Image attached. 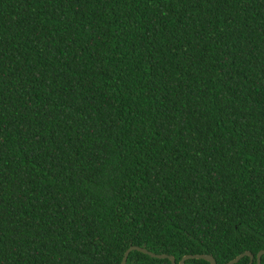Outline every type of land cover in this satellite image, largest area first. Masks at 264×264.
I'll return each mask as SVG.
<instances>
[{"label":"trees","instance_id":"obj_1","mask_svg":"<svg viewBox=\"0 0 264 264\" xmlns=\"http://www.w3.org/2000/svg\"><path fill=\"white\" fill-rule=\"evenodd\" d=\"M132 246L264 251V0H0V264Z\"/></svg>","mask_w":264,"mask_h":264},{"label":"water","instance_id":"obj_2","mask_svg":"<svg viewBox=\"0 0 264 264\" xmlns=\"http://www.w3.org/2000/svg\"><path fill=\"white\" fill-rule=\"evenodd\" d=\"M133 251H138V252H141L143 254L149 255L151 257L157 258V259H163V260L164 259H169L172 264H177L175 258L172 257V256H168V255H156L154 253H151V252L147 251L146 249L139 248V247H136V246H132L130 249H128V251L126 252V254H125L124 258H123L122 264H127L128 257L130 255V253L133 252ZM246 257H249L250 258L251 264H255L256 258H258V263L259 264H262L263 263V258H264V251H261L259 253L258 257H256L251 252L243 253L242 255L238 256L237 258H235L234 260L230 261L227 264H237L242 259H244ZM191 259H201V260L208 261L210 264H217L216 263V260L213 257L209 256V255L208 256H204V255H188V256H185L179 262V264H185L187 260H191Z\"/></svg>","mask_w":264,"mask_h":264}]
</instances>
